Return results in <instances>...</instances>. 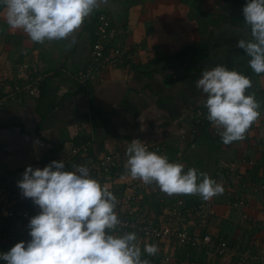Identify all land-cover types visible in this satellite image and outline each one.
Segmentation results:
<instances>
[{
	"label": "crops",
	"instance_id": "crops-1",
	"mask_svg": "<svg viewBox=\"0 0 264 264\" xmlns=\"http://www.w3.org/2000/svg\"><path fill=\"white\" fill-rule=\"evenodd\" d=\"M122 1L125 8L120 26L115 22V45L137 46L140 50L137 66H148L155 57L177 50L175 45L166 49L157 45L152 38L157 30L147 28L152 21L145 19L143 11L131 0ZM5 16L1 4L0 90L22 79L20 65L24 62L34 65L45 80L36 96H23L0 108V182L22 167L44 162L50 156L67 155L85 140L92 141L98 155L123 151L133 139L164 144L170 159L182 162L181 154L187 144L179 137V121L192 118V111L204 106L198 101L206 100L205 94L204 99H195L201 92L193 87L201 77L193 82L194 74L190 73L189 66H177L174 70L160 67L153 76L136 72L133 65L101 70L89 82L93 95L87 89L78 92L80 85L75 76L90 63L97 12L93 11L69 38L46 40L42 44L32 42L22 30L6 26ZM179 40L185 43L183 37ZM183 46L186 45H181L180 49ZM260 78L263 86L259 87L256 80ZM171 79L176 82L168 85ZM250 79L254 89L246 95H254L260 105L252 139L229 145L223 142L212 146L198 144L189 155L191 167L198 174L207 173L214 180L220 173L228 172L232 195L245 202L241 207L229 205L228 190L223 184V194L210 199L216 217L228 220L223 235L235 254L242 253L251 244L258 252L264 251V192H258V187L264 185V145L261 143L264 138L261 124L264 122V74L255 73ZM92 104L100 110L95 120ZM255 141L259 144L253 147ZM194 144L186 148V154ZM113 178L114 181L101 185L126 188L131 179L125 167H120ZM146 201V208L157 219L159 215L153 208L156 202L148 206ZM187 225L194 228L192 222ZM212 233H220V230L216 227ZM160 250L167 254L171 251L170 255L178 264H217L216 260L202 258L198 253L190 255L177 244H161ZM237 254L219 260V264H236ZM158 262L156 264H163L162 260Z\"/></svg>",
	"mask_w": 264,
	"mask_h": 264
},
{
	"label": "clouds",
	"instance_id": "clouds-1",
	"mask_svg": "<svg viewBox=\"0 0 264 264\" xmlns=\"http://www.w3.org/2000/svg\"><path fill=\"white\" fill-rule=\"evenodd\" d=\"M98 2L0 0L9 27L22 30L32 42L41 44L72 36ZM242 11L252 39L239 40L237 47L250 58V68L264 74V0H248ZM196 87L206 95V119L221 130L218 134L223 144L243 140L260 117L255 96L246 95L252 87L251 79L215 65L202 73ZM126 156L124 167L132 179L145 185L155 183L168 196L199 195L209 201L224 192L223 186L207 173L198 174L194 168L185 173L184 165L149 151L138 139L127 146ZM73 168L66 171L62 160L52 161L43 169L26 167L17 186L41 211L30 220L31 240L16 243L0 254V260L6 264H149L141 258L136 233L111 234L121 224L115 212L116 196L91 178L86 166ZM158 251L156 244L143 247L149 256Z\"/></svg>",
	"mask_w": 264,
	"mask_h": 264
},
{
	"label": "built area",
	"instance_id": "built-area-1",
	"mask_svg": "<svg viewBox=\"0 0 264 264\" xmlns=\"http://www.w3.org/2000/svg\"><path fill=\"white\" fill-rule=\"evenodd\" d=\"M117 29L111 14L106 10L97 13L96 28L94 31V43L90 55V63L79 71L75 79L81 85L88 84L93 75L98 71L111 68H118L131 65L140 58V50L137 46L115 45ZM22 79L14 85H5L0 90V108L9 102L23 96H36L45 78L39 75L38 70L30 62L20 65ZM207 111L196 113L189 123H186L180 130L182 140H187L190 136L197 134L198 128L209 125V130L214 135L220 129L206 119ZM264 125V122L261 123ZM255 123L245 133V138L236 143L245 142L249 137L251 140ZM221 138V137H220ZM149 151L156 152L161 156L169 157L168 148L164 144L141 142ZM264 144V138L262 139ZM253 147L258 146L257 142L252 143ZM92 143L85 142L73 148L67 155L50 156L43 162V165H31L33 169H43L52 161H63L66 171H74V165H84L89 169L90 177L96 179L100 184L114 181L115 173L124 167L127 156V147L120 152H107L103 155L92 156ZM183 165V164H182ZM29 166V165H28ZM27 166L14 172L8 179L0 183V254L8 252L12 248V242L19 236L22 241H30L29 221L32 217L40 213V209L30 198H25L17 186V182L22 179ZM122 169V168H121ZM184 165V172L186 173ZM229 173L222 177L223 185L228 190V204H232V190L229 186ZM216 181V179H214ZM116 196L117 205L115 212L121 224L112 232L114 235L124 233H136L138 244L143 251L145 244H156L158 253L150 256L155 262L162 260L163 264H178L174 256L161 252L160 245L174 243L181 248H189L202 253L207 259L220 260L229 256H235L230 243L219 233L208 231V219L212 213L211 201H201L199 204L188 202L189 195L168 196L155 184L145 185L138 179H130L126 188L116 185H104ZM160 191L159 202L163 207V217L156 223L154 217L149 214L146 208V199L150 193ZM264 192V185L258 187V192ZM194 197V196H193ZM190 199V198H189ZM234 206L241 207L243 204L235 203ZM192 222L194 228L187 225ZM17 234V235H16ZM142 240H145L144 243ZM251 246V247H250ZM237 254L236 264H264V251H257L253 244ZM3 261V260H1ZM5 264V263H4Z\"/></svg>",
	"mask_w": 264,
	"mask_h": 264
},
{
	"label": "rangeland",
	"instance_id": "rangeland-1",
	"mask_svg": "<svg viewBox=\"0 0 264 264\" xmlns=\"http://www.w3.org/2000/svg\"><path fill=\"white\" fill-rule=\"evenodd\" d=\"M131 2L143 11L146 16H143L145 19L152 21L151 23L148 22L150 24L147 28L149 29L151 26L154 30H157L152 37L153 41L164 49L168 48L169 45H175L176 51L182 50L183 47H200L205 44L211 35L215 34L213 47L211 46L212 54L217 53L224 56L228 60V63H226L227 69L240 73L244 66L249 64L250 58L242 49L237 47L239 40H248L242 36V33H238L245 30V27L242 26L245 23L242 11L244 6L226 3L221 0H131ZM181 37H183L185 43L179 40ZM181 45L186 46L180 49ZM171 53L173 52H166V54ZM138 61L139 59L131 65L138 63ZM190 73L194 74V71L190 70ZM248 78H251V76ZM261 83H263L261 78L259 81L256 80L257 86H263ZM193 88L198 89L196 86ZM252 89H254V86L248 89L247 92ZM198 91L196 90L197 93ZM199 93L196 97L194 96L195 99H200L204 95L202 90ZM204 98L202 97V99ZM198 102H202L200 105L204 104L203 100ZM262 127L264 129V125ZM204 170L206 171V168ZM169 254H171V251Z\"/></svg>",
	"mask_w": 264,
	"mask_h": 264
},
{
	"label": "trees",
	"instance_id": "trees-1",
	"mask_svg": "<svg viewBox=\"0 0 264 264\" xmlns=\"http://www.w3.org/2000/svg\"><path fill=\"white\" fill-rule=\"evenodd\" d=\"M221 1L226 2V3L238 4V5H241V6H244L248 2V0H221ZM124 2H125V0H124ZM120 20H121V18H120ZM242 21L244 22V20H242ZM114 25H115V22H114ZM122 25H123V28H125V24L123 22H122ZM242 26L245 27V30H243L244 32H238V33H242V36H244L248 40H251L252 37H251V34H250V27L248 25H246L245 23H243ZM214 38H215V34L211 35L208 38V40L205 42V44L203 46H200V47L183 48L182 50L176 51V52L171 53V54H164L162 56L155 57L154 59H152L150 61V63H149L148 66H137L136 64H134L132 67L138 73L145 74V75H148V76H153L155 73H158L160 71V67H163L162 70H165V69H168V70H172L173 69L174 70V69H176L177 66H187V65L184 64L186 62L187 63L189 62L191 64H197V63L201 62L202 60H204L205 58H207L208 56H210L212 54V47H213L212 46V43H214ZM178 64H181V65H178ZM143 69L145 70L144 72H142ZM191 69L194 71V75L191 77L193 82L197 81L200 77H202V73L204 71H206L205 69H202V68H195V69L194 68H191ZM241 74H243V75H245L247 77H250L253 74H255V72L250 68V66L248 64V65L244 66V68L241 71ZM175 82H176V80L171 79L169 81L168 85L169 84H172V83H175ZM79 85L80 86H79L78 92L84 91V90L87 89V91L88 90L90 91V95H93L94 94L93 89L89 86L90 83H88L86 85H81V84H79ZM204 111H207V109L204 106H202V107L198 108L197 110L192 111V113H194V114L197 113L198 114V113H200V112L202 113ZM97 113H100V110L97 109L92 104L93 120L96 119ZM191 120H192L191 118H188V119H185V120H180L179 121V128H180V130H181L182 127H184V125L186 123H189ZM255 124H256V122H255ZM254 128H255V126H254ZM179 137L181 138L180 133H179ZM249 139L250 138L247 137L246 140H245V142L249 141ZM182 141H184L187 144V147L189 148L190 145H192L194 143H199L200 145H205V146L206 145L207 146H212L214 144H218V143L222 142V139L220 137L214 135L213 132H211L209 130V125H207V126L199 127L198 128V131H197V134L195 136H193V137L190 136L187 140H182ZM85 142H91L92 143L91 140L90 141L89 140H85V141H81L76 146L78 147L82 143H85ZM147 143H149V142H147ZM233 143H236V142H233ZM261 143H262V141H261ZM258 144L259 143L257 142V145ZM92 146H93V143H92ZM186 148L184 149V151L181 154V161H182V164L186 166V168H187L186 172H187L189 168H192L191 167L192 166V163L190 162L189 156L188 157L185 156V154L187 152V149ZM116 152H120V151H116ZM97 155L98 154L95 152V149L92 148V156L93 157H96ZM38 165H43V162L36 164V166H38ZM227 173H224L223 174V172H222V173L219 174L218 177H215L214 179H216V182L217 183L223 184L222 177L223 176H226ZM7 179H8V177H6L0 183L6 181ZM229 179L231 180V176L228 178V180ZM228 182H229V186L231 187V181H228ZM224 186H227L228 187V185H226V184H224ZM260 192H262V191H260ZM148 196H149V198H147V200H148V203H147L148 206L150 205L149 203L156 202L153 208H154L155 213L157 215H159V217L157 216V219L156 218H154V219H155L156 223L160 224L159 221H160V219H162L161 216L164 215L163 214V210L164 209L162 207V204L159 202V198L161 197V193H160V191L157 190L154 193H150ZM189 198L187 199L188 202L191 203V204H195V205L196 204H199L198 202L204 201L201 197L199 199L198 198H194L193 196H191ZM156 199H158V200H156ZM231 201H233L232 204H229L231 206H234L233 204L240 203V202H242V204L243 203L245 204L244 201L239 200L234 195H232ZM234 207H237V206H234ZM149 214L151 215V212H149ZM227 221L228 220H225V219L219 220V218L216 217V213H215V210H214V203H213V205H212V213L209 215V219H208V226H207L208 231L212 233L213 230H214V228L217 227L220 230L219 235L220 236H223L230 243V241L228 240V238L223 235L224 234L223 233V230L226 227ZM29 223H30V221H29ZM21 241H22L21 237L18 236L12 242V247L16 243L21 242ZM230 246H231V244H230ZM185 249L188 250V253H190V255L191 254H196L197 255V253H198L196 250H192V249H189V248H185ZM198 254H200L202 256V258L203 257H206L202 253H198ZM141 258L148 260L149 264H156L157 263L149 255H147L143 251H142ZM219 262H220L219 260H216V263L217 264H219ZM4 263L6 264L5 261H1L0 260V264H4Z\"/></svg>",
	"mask_w": 264,
	"mask_h": 264
},
{
	"label": "water",
	"instance_id": "water-1",
	"mask_svg": "<svg viewBox=\"0 0 264 264\" xmlns=\"http://www.w3.org/2000/svg\"><path fill=\"white\" fill-rule=\"evenodd\" d=\"M125 5L122 0H99L97 7L94 11H101L106 10L108 11L116 24L120 26V16L124 12ZM226 63H228V60L225 59L224 56H220L219 54H211L201 62L197 64H191V63H184L185 65L191 67V68H202L205 70H208L209 67H214L215 65H221L227 68ZM181 65V64H178ZM199 143H195L190 149L189 152L186 154L188 157L192 154L193 150L195 148H198Z\"/></svg>",
	"mask_w": 264,
	"mask_h": 264
}]
</instances>
